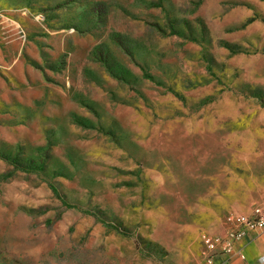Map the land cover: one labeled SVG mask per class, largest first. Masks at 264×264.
Returning <instances> with one entry per match:
<instances>
[{
  "label": "rangeland",
  "instance_id": "1",
  "mask_svg": "<svg viewBox=\"0 0 264 264\" xmlns=\"http://www.w3.org/2000/svg\"><path fill=\"white\" fill-rule=\"evenodd\" d=\"M263 201L264 0H0V264H205Z\"/></svg>",
  "mask_w": 264,
  "mask_h": 264
},
{
  "label": "built area",
  "instance_id": "2",
  "mask_svg": "<svg viewBox=\"0 0 264 264\" xmlns=\"http://www.w3.org/2000/svg\"><path fill=\"white\" fill-rule=\"evenodd\" d=\"M232 228L222 233H204V263L213 264L218 254H232L235 243L250 231L264 232V201L257 205L249 214H237L232 218ZM264 264V256L260 260Z\"/></svg>",
  "mask_w": 264,
  "mask_h": 264
},
{
  "label": "crops",
  "instance_id": "3",
  "mask_svg": "<svg viewBox=\"0 0 264 264\" xmlns=\"http://www.w3.org/2000/svg\"><path fill=\"white\" fill-rule=\"evenodd\" d=\"M264 256V232L250 231L237 241L232 254H218L213 264H260Z\"/></svg>",
  "mask_w": 264,
  "mask_h": 264
},
{
  "label": "trees",
  "instance_id": "4",
  "mask_svg": "<svg viewBox=\"0 0 264 264\" xmlns=\"http://www.w3.org/2000/svg\"><path fill=\"white\" fill-rule=\"evenodd\" d=\"M54 193L58 196L59 199H61L62 197L57 193V189L53 188Z\"/></svg>",
  "mask_w": 264,
  "mask_h": 264
}]
</instances>
